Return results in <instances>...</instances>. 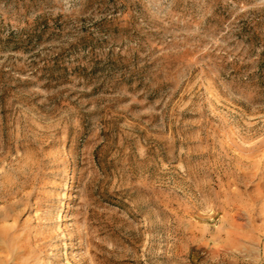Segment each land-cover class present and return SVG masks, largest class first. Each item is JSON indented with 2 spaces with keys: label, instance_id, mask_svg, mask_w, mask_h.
Segmentation results:
<instances>
[{
  "label": "rangeland",
  "instance_id": "obj_1",
  "mask_svg": "<svg viewBox=\"0 0 264 264\" xmlns=\"http://www.w3.org/2000/svg\"><path fill=\"white\" fill-rule=\"evenodd\" d=\"M0 264H264V0H0Z\"/></svg>",
  "mask_w": 264,
  "mask_h": 264
}]
</instances>
